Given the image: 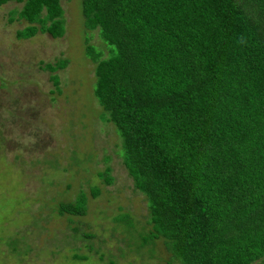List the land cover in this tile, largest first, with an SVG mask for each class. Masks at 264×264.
I'll return each instance as SVG.
<instances>
[{"label": "trees", "instance_id": "obj_1", "mask_svg": "<svg viewBox=\"0 0 264 264\" xmlns=\"http://www.w3.org/2000/svg\"><path fill=\"white\" fill-rule=\"evenodd\" d=\"M8 1L22 3L9 19L27 22L17 37L64 34L60 0L0 5ZM80 5L84 24L98 28L108 49L101 56L86 45L93 94L148 208L147 229L136 230L125 213L113 221L130 224L142 244L162 238L168 264H264V0ZM51 78L57 85L58 75ZM99 175L112 180L109 167ZM86 200L82 193L62 201L58 213L84 214Z\"/></svg>", "mask_w": 264, "mask_h": 264}, {"label": "rangeland", "instance_id": "obj_2", "mask_svg": "<svg viewBox=\"0 0 264 264\" xmlns=\"http://www.w3.org/2000/svg\"><path fill=\"white\" fill-rule=\"evenodd\" d=\"M60 2L66 28L59 37L40 31L17 37L27 22L9 16L22 3L0 5V264H168L172 254L162 238L142 244L130 224L113 221L125 213L136 230L147 229L146 199L93 94L86 45L101 56L107 45L98 28L84 24L80 0ZM60 58L68 60L65 67H43ZM107 167L110 183L99 175ZM82 193L84 214L58 213L60 202Z\"/></svg>", "mask_w": 264, "mask_h": 264}]
</instances>
